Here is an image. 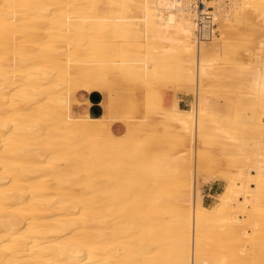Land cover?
I'll list each match as a JSON object with an SVG mask.
<instances>
[{
	"label": "bare ground",
	"instance_id": "bare-ground-1",
	"mask_svg": "<svg viewBox=\"0 0 264 264\" xmlns=\"http://www.w3.org/2000/svg\"><path fill=\"white\" fill-rule=\"evenodd\" d=\"M202 3L0 0V264H264V0Z\"/></svg>",
	"mask_w": 264,
	"mask_h": 264
},
{
	"label": "rangeland",
	"instance_id": "rangeland-1",
	"mask_svg": "<svg viewBox=\"0 0 264 264\" xmlns=\"http://www.w3.org/2000/svg\"><path fill=\"white\" fill-rule=\"evenodd\" d=\"M209 1V0H208ZM203 0H196V6L198 12L203 8ZM180 90V91H179ZM183 90V91H182ZM190 93L186 92L184 89H178L175 93L176 101L180 107H187L191 99ZM212 179V178H211ZM223 185L222 180H210L204 175H200L197 180V187L200 193V197L204 205H210L215 200V195L220 191Z\"/></svg>",
	"mask_w": 264,
	"mask_h": 264
},
{
	"label": "crops",
	"instance_id": "crops-1",
	"mask_svg": "<svg viewBox=\"0 0 264 264\" xmlns=\"http://www.w3.org/2000/svg\"><path fill=\"white\" fill-rule=\"evenodd\" d=\"M94 96H95V98H94ZM92 99H93V101H92ZM94 99L97 100V101H95ZM101 99H102V96H101V93H99V92H95L94 91V92L88 93V95H87V100L88 101H87V105H86V111L88 113H90V114H92V113L93 114H97V112L99 113L101 111V104H100ZM93 105H95L96 107L93 106ZM89 108L91 110H89Z\"/></svg>",
	"mask_w": 264,
	"mask_h": 264
}]
</instances>
